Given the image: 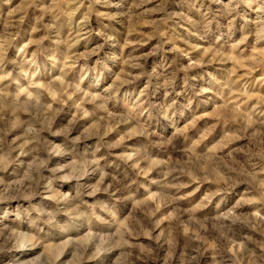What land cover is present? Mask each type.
Returning a JSON list of instances; mask_svg holds the SVG:
<instances>
[{"label": "rangeland", "instance_id": "1", "mask_svg": "<svg viewBox=\"0 0 264 264\" xmlns=\"http://www.w3.org/2000/svg\"><path fill=\"white\" fill-rule=\"evenodd\" d=\"M259 26L264 0H0V220L41 264H264Z\"/></svg>", "mask_w": 264, "mask_h": 264}, {"label": "bare ground", "instance_id": "2", "mask_svg": "<svg viewBox=\"0 0 264 264\" xmlns=\"http://www.w3.org/2000/svg\"><path fill=\"white\" fill-rule=\"evenodd\" d=\"M259 27L262 30L264 28V26H259ZM80 119L81 118H74L73 124L77 125L79 123ZM73 128H75V127H73ZM17 151H18V155L22 154L21 150H17ZM56 155H58V154L57 153L53 154V156H56ZM71 178L74 179L75 181L79 182V181H86L90 177H89L88 173H83V174H80L77 176H73ZM83 185H84V183H83ZM30 187H31V185L28 184L24 188H30ZM89 187H91V186H89ZM34 188L35 189H33L31 197L35 196L36 194L41 193L42 198H44L45 200H55L56 205H58V207L61 210L73 212L78 207H80V205H82L84 203V200L78 198V196H73L70 194H68V196L66 195V197H60V198L54 199V197L51 194H48V193H50L49 185H47V183H45L44 181H36ZM84 193L83 194L85 197H92V196L96 195L98 193V191L85 189ZM10 195H12V194H10ZM10 195H7V197H4V196L3 197L6 199L8 198V200L9 199H11V200L20 199L19 197L14 196V195H12L10 197ZM149 198L153 199L154 194H150ZM46 224H49V223H46ZM22 227L23 226H20V228H22ZM0 231H5L8 234L6 236L5 235L3 236L2 235L3 233L1 234L3 240L6 241L5 243H7L6 248H4V250L9 251L10 253L11 252L15 253V257L13 259H11L13 261L11 264H24L27 261V259H25L27 256H29L31 254H36V253H37L36 256H34V257L32 256L31 258H28V260H30V261L34 260L38 264L42 263L44 251L43 250L41 251L42 245L40 243H38V242L33 243V242L26 241L24 239L25 234H23L20 230L15 229L12 224H9V223L4 222L2 220H0ZM1 235H0V237H1ZM95 239H97V238L95 237ZM66 241L70 245H75L74 243L77 241V238L70 236L66 239ZM97 241L98 240H96L92 244L84 245L81 253H77V252L75 253L72 250L71 251H65L63 253V257L72 254V257L76 256V257L81 258L82 254L85 255V253L87 251H89L88 254H86L85 256H82V259H81L82 263L81 264H95V262L97 263L100 260H103L102 257L104 258L107 255H116L118 253V248L116 245L107 246L104 250H100L99 249L100 245ZM163 245H164L163 243H159L158 248L163 249ZM155 256H157V255H155ZM127 259H128L130 264H173V262H171V261L170 262H166V261L163 262V259H158V257L157 258H148L146 256H141V257H131V258H127ZM223 264H229V260H225L223 262Z\"/></svg>", "mask_w": 264, "mask_h": 264}]
</instances>
